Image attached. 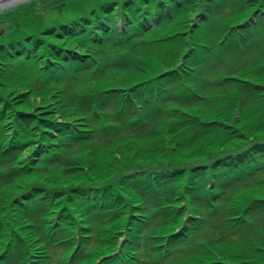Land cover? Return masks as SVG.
Wrapping results in <instances>:
<instances>
[{"label": "rangeland", "instance_id": "1", "mask_svg": "<svg viewBox=\"0 0 264 264\" xmlns=\"http://www.w3.org/2000/svg\"><path fill=\"white\" fill-rule=\"evenodd\" d=\"M3 155L0 264H264V0L0 5Z\"/></svg>", "mask_w": 264, "mask_h": 264}, {"label": "trees", "instance_id": "2", "mask_svg": "<svg viewBox=\"0 0 264 264\" xmlns=\"http://www.w3.org/2000/svg\"><path fill=\"white\" fill-rule=\"evenodd\" d=\"M84 104V108L85 109H88L87 111H86V113L88 114L89 113V111H90V108L92 107V105H91V103L90 102H84L83 103ZM96 114L95 113H93L91 116L93 117V116H95ZM4 157H8V156H6V155H3V156H1L0 157V160L1 161H3V159H4ZM12 157V156H11ZM13 159H11V161H12ZM157 199H159V197H156V200ZM162 200H157L156 201V203H157V207H159L158 205L160 204V202H161ZM159 208H161V207H159ZM46 210H41V212H43V215H44V213L46 214V212H45ZM161 213H163V212H161ZM45 216V215H44ZM45 220V218L43 217V220L42 221H44ZM225 223V222H224ZM236 227H238V225L236 226Z\"/></svg>", "mask_w": 264, "mask_h": 264}, {"label": "water", "instance_id": "3", "mask_svg": "<svg viewBox=\"0 0 264 264\" xmlns=\"http://www.w3.org/2000/svg\"><path fill=\"white\" fill-rule=\"evenodd\" d=\"M15 1H18V0H0V5H5V4H8L10 2H15Z\"/></svg>", "mask_w": 264, "mask_h": 264}, {"label": "bare ground", "instance_id": "4", "mask_svg": "<svg viewBox=\"0 0 264 264\" xmlns=\"http://www.w3.org/2000/svg\"><path fill=\"white\" fill-rule=\"evenodd\" d=\"M6 5V4H5ZM2 6H4V5H2Z\"/></svg>", "mask_w": 264, "mask_h": 264}]
</instances>
